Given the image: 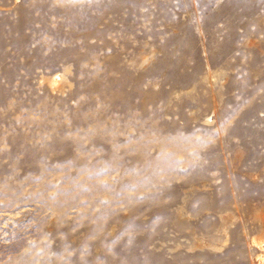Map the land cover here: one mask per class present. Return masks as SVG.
<instances>
[{"label":"rangeland","instance_id":"1","mask_svg":"<svg viewBox=\"0 0 264 264\" xmlns=\"http://www.w3.org/2000/svg\"><path fill=\"white\" fill-rule=\"evenodd\" d=\"M0 264H264V0H0Z\"/></svg>","mask_w":264,"mask_h":264},{"label":"bare ground","instance_id":"2","mask_svg":"<svg viewBox=\"0 0 264 264\" xmlns=\"http://www.w3.org/2000/svg\"><path fill=\"white\" fill-rule=\"evenodd\" d=\"M54 84V83H53ZM56 85V84H55ZM263 260V259H262ZM262 260H261V262H262ZM263 263V262H262Z\"/></svg>","mask_w":264,"mask_h":264}]
</instances>
